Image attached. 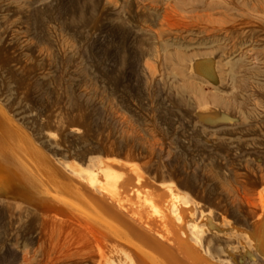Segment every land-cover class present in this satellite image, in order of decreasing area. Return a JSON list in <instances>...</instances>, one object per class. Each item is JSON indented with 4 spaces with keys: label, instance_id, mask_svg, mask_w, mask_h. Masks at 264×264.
<instances>
[{
    "label": "rangeland",
    "instance_id": "374dc122",
    "mask_svg": "<svg viewBox=\"0 0 264 264\" xmlns=\"http://www.w3.org/2000/svg\"><path fill=\"white\" fill-rule=\"evenodd\" d=\"M0 103L62 163L174 182L216 263L264 264V0H0ZM59 220L0 196V264H97Z\"/></svg>",
    "mask_w": 264,
    "mask_h": 264
},
{
    "label": "bare ground",
    "instance_id": "6f19581e",
    "mask_svg": "<svg viewBox=\"0 0 264 264\" xmlns=\"http://www.w3.org/2000/svg\"><path fill=\"white\" fill-rule=\"evenodd\" d=\"M200 68L211 73L209 64ZM41 145L0 103V196L21 200L44 218L78 222L97 264H229L216 263L201 237L197 242L205 218L195 219L174 182H157L118 157L62 163ZM257 241L264 246V231Z\"/></svg>",
    "mask_w": 264,
    "mask_h": 264
}]
</instances>
